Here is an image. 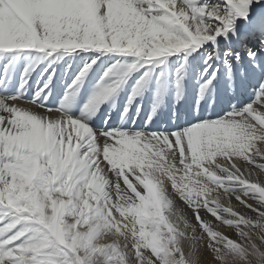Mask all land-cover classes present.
Segmentation results:
<instances>
[{"label":"snow or ice","instance_id":"6c2138e0","mask_svg":"<svg viewBox=\"0 0 264 264\" xmlns=\"http://www.w3.org/2000/svg\"><path fill=\"white\" fill-rule=\"evenodd\" d=\"M0 264H264V0H0Z\"/></svg>","mask_w":264,"mask_h":264},{"label":"bare ground","instance_id":"6f19581e","mask_svg":"<svg viewBox=\"0 0 264 264\" xmlns=\"http://www.w3.org/2000/svg\"><path fill=\"white\" fill-rule=\"evenodd\" d=\"M222 230L225 231L226 234H231V233H229V231H228L227 229H223V228H222Z\"/></svg>","mask_w":264,"mask_h":264}]
</instances>
